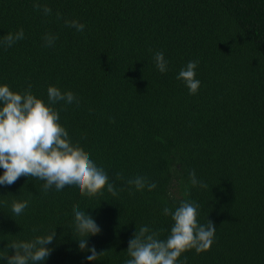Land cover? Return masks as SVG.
<instances>
[{
  "label": "trees",
  "instance_id": "1",
  "mask_svg": "<svg viewBox=\"0 0 264 264\" xmlns=\"http://www.w3.org/2000/svg\"><path fill=\"white\" fill-rule=\"evenodd\" d=\"M19 29L24 39L0 48V84L31 85L45 102L49 85L71 91L79 111L53 105L59 122L118 195L54 198L21 176L0 187V251L52 234L50 264H123L141 225L165 238L172 221L163 208L189 199L217 231L208 252L188 251L181 264H264V0H0V37ZM47 34L57 37L53 47ZM157 51L166 74L155 67ZM190 60L199 61L196 95L176 79ZM193 171L207 188L191 187ZM136 176L156 188L130 190ZM13 199L29 201L21 216L10 211ZM77 209L101 229L89 238L92 262L73 236Z\"/></svg>",
  "mask_w": 264,
  "mask_h": 264
},
{
  "label": "clouds",
  "instance_id": "2",
  "mask_svg": "<svg viewBox=\"0 0 264 264\" xmlns=\"http://www.w3.org/2000/svg\"><path fill=\"white\" fill-rule=\"evenodd\" d=\"M43 12L48 15L51 9L44 7ZM65 24L77 32L85 28L78 20H65ZM24 37L23 29L8 33L0 37V48H10ZM56 39L47 34L45 46L53 47ZM153 61L161 74L169 71V61L162 51L154 54ZM198 64L196 60L188 61L176 76L188 89L189 95L198 94L201 86V81L196 78ZM59 102L79 111L74 94L62 92L54 85L48 86L45 102L32 93L31 85L23 92H16L7 84H0V169H3L0 187L10 186L21 176H26L41 181V191L54 198H63L69 193L94 198L105 190L117 196L116 187L105 169L72 147L66 129L59 122L60 114L53 107ZM189 179L191 187L207 188L194 171L189 173ZM127 184L136 192H151L157 186L144 176H136ZM7 203L14 216H21L29 207L28 200L13 199ZM162 214L172 221L168 235L161 238L159 232L141 225L128 242L126 253L129 258L123 264H181L180 258L184 253L195 250L201 254L211 249L216 226L209 220L204 224L199 222V205L195 201L184 199L175 207L165 206ZM73 216V236L81 251L87 249L91 253L87 260L92 262L98 256L95 248L88 249L89 238L98 235L101 229L84 210H74ZM37 231L33 228L34 233ZM55 245L56 238L52 234L13 240L8 242L4 251H0V264H50V253ZM8 248L14 250V254L9 255Z\"/></svg>",
  "mask_w": 264,
  "mask_h": 264
}]
</instances>
